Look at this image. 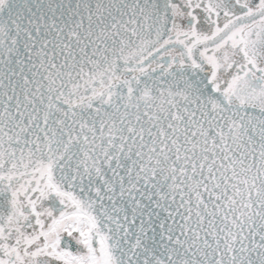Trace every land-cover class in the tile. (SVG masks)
Instances as JSON below:
<instances>
[{
	"label": "snow or ice",
	"instance_id": "obj_1",
	"mask_svg": "<svg viewBox=\"0 0 264 264\" xmlns=\"http://www.w3.org/2000/svg\"><path fill=\"white\" fill-rule=\"evenodd\" d=\"M0 264H264V0H0Z\"/></svg>",
	"mask_w": 264,
	"mask_h": 264
}]
</instances>
